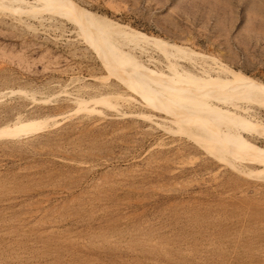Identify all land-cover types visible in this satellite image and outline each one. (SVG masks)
Returning <instances> with one entry per match:
<instances>
[{
  "label": "rangeland",
  "instance_id": "374dc122",
  "mask_svg": "<svg viewBox=\"0 0 264 264\" xmlns=\"http://www.w3.org/2000/svg\"><path fill=\"white\" fill-rule=\"evenodd\" d=\"M66 1L0 0V264H264V0Z\"/></svg>",
  "mask_w": 264,
  "mask_h": 264
},
{
  "label": "bare ground",
  "instance_id": "6f19581e",
  "mask_svg": "<svg viewBox=\"0 0 264 264\" xmlns=\"http://www.w3.org/2000/svg\"><path fill=\"white\" fill-rule=\"evenodd\" d=\"M52 1H53V0H52ZM59 1H60L61 3H63V4H65L66 6H72V5H70L66 0H58V2H59ZM48 2H49V1H48ZM54 2H55V0H54ZM51 3H52V2H51ZM53 4H55V6H57L56 3H53ZM76 10L79 12V15H80V16H82V17L85 18L86 20L90 21L89 18L91 17V15H89L88 13H86V12L84 11V9L82 10V9L76 7ZM85 29H86L87 34L89 35L90 38H94V37L96 36V27H95L93 24L88 25ZM260 93H261L262 95H264V89H260Z\"/></svg>",
  "mask_w": 264,
  "mask_h": 264
}]
</instances>
